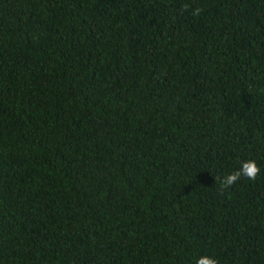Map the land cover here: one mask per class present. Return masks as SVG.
<instances>
[{"label": "trees", "instance_id": "1", "mask_svg": "<svg viewBox=\"0 0 264 264\" xmlns=\"http://www.w3.org/2000/svg\"><path fill=\"white\" fill-rule=\"evenodd\" d=\"M203 255L264 264V0H0V264Z\"/></svg>", "mask_w": 264, "mask_h": 264}, {"label": "clouds", "instance_id": "2", "mask_svg": "<svg viewBox=\"0 0 264 264\" xmlns=\"http://www.w3.org/2000/svg\"><path fill=\"white\" fill-rule=\"evenodd\" d=\"M199 10H197L198 13ZM261 173V167L254 159H250L242 162L241 166L225 175L223 179L220 180L221 190H227L231 188L234 184L241 180V178H247L248 180H256ZM196 264H218L214 257L203 255L199 257Z\"/></svg>", "mask_w": 264, "mask_h": 264}]
</instances>
